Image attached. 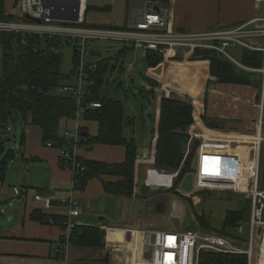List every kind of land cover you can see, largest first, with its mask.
<instances>
[{
  "label": "crops",
  "instance_id": "0c3cea01",
  "mask_svg": "<svg viewBox=\"0 0 264 264\" xmlns=\"http://www.w3.org/2000/svg\"><path fill=\"white\" fill-rule=\"evenodd\" d=\"M230 1L176 0L172 4L163 1V4L172 7L170 26L173 29L190 30L232 26L254 18H264V9L256 13L260 2L253 1L248 3V6L241 8L238 6L239 3L236 5V2ZM88 4L93 6V9L85 14L86 21L90 24L107 27L128 26L132 21V13L135 9H129L128 0H92V4L88 0ZM137 7L150 9L155 5L148 4V0H143ZM259 23L264 24L263 21ZM261 41L260 39L259 42L261 43ZM113 47V49L107 48L108 52L105 54L103 50L98 49L104 57H113L120 50L117 46ZM125 48L127 49L126 54L120 62L125 69L119 75V80L115 79L116 81L112 82L111 87L118 86L120 82L123 83L125 77L131 82V86L136 79L147 81L146 77L158 85L153 89L156 93L153 98L157 97L158 103L153 112L147 109L149 118L148 121L146 117L144 118L143 127L142 123L141 125L137 124L136 114L132 113V108L129 112L125 110L126 116L132 119L130 124L126 125V133L134 137L138 143L134 195L132 197L118 196L107 190L101 179H91L84 190L75 195L80 214L72 217V222L75 225L99 226L104 231V245L101 247L71 245L69 257L64 258L60 249V239L65 234V229L53 222L42 223L34 220L31 214L34 209L38 208L48 215L67 217L69 214L67 200L70 196L73 175L71 171L60 165L59 151L44 144L40 127L24 123L22 148L16 147V140V145L12 148L15 150L16 158L11 162L20 159L17 165L18 182L24 192L28 190L25 197L30 192L32 199L30 200L31 204L27 203L22 212L13 218L10 217V219L12 218L10 222L3 223L5 226L0 227V264H147L148 259L145 257L144 251V230L183 231L193 228L203 230L205 228L196 218V214L205 213L204 209L202 211L196 209L197 205L203 201L199 195L206 193L211 197L213 192H219V194H240L242 192L239 187L235 186V178H248L249 172L253 168L255 124L259 118L257 101H259L263 88L259 89L254 85L218 83L210 75L209 60L191 59L188 55H184L181 59L164 60L160 64L159 72L146 66L147 73L143 75L136 65L140 66L139 61L129 64H126L125 61L130 52H135V57L141 60L143 57L140 52L135 51L132 47ZM242 51L243 48L234 49V53L238 57L241 56ZM134 72H138L139 76H135ZM114 77L112 76L111 80H114ZM147 86L146 90L150 89V86ZM161 90L169 94L168 96L173 95L190 100L196 98L201 92L207 91L208 122L206 125L190 127L188 130L190 139L197 133L202 134L203 137H201L202 139H193L191 144H189L190 139L188 141L186 156L193 151V157L190 170L181 177L175 187L177 193L170 188H164L165 192L157 190L158 192L141 197L136 192L145 179L146 170L154 167L155 162L160 104L163 97ZM120 91L123 94L121 89ZM195 91L200 92L196 94ZM251 104L254 106L253 111H244V108L247 109ZM209 122L216 123L209 125ZM80 124L89 134L92 129L93 136L96 135L98 130L96 121L83 118L80 120ZM196 143H198L197 146ZM84 146L80 147L79 153L86 159L115 163L122 161L125 157V150L120 146L99 144ZM263 150L264 143L262 166L264 162ZM207 153L210 154V158L206 159L207 162L204 164V154ZM35 164L39 168H43L39 184L43 182L42 186L44 187L38 189L31 185L30 178V172ZM183 165H181V169ZM202 171L204 172L201 174ZM8 172L9 170L6 172L5 182L0 188V197L3 195L1 200L15 194L7 188V183L10 188H17L11 186L13 178L8 179L12 177ZM188 174L193 175L190 191L182 188ZM150 181H157V179L151 177ZM40 190L49 193L52 200L49 207H45L44 202L34 200V195ZM244 197H247V194ZM109 200L118 205L119 214L116 218L112 214L110 216L107 214ZM141 200H163L162 212L155 214L139 212L137 205ZM229 203L231 204L230 208H237L239 202L231 201ZM187 204L190 209L187 208ZM208 215H211V220L210 218L209 220L212 227L216 228L213 225L212 214ZM224 218L225 215L223 220ZM221 222L220 227L223 225V221ZM194 225L195 227H193Z\"/></svg>",
  "mask_w": 264,
  "mask_h": 264
},
{
  "label": "trees",
  "instance_id": "16d2710c",
  "mask_svg": "<svg viewBox=\"0 0 264 264\" xmlns=\"http://www.w3.org/2000/svg\"><path fill=\"white\" fill-rule=\"evenodd\" d=\"M18 1L13 0V7L17 5ZM91 9L93 6L87 4L85 14ZM15 18L13 13H9L6 0H0V19L12 20ZM84 24L101 26L88 23L86 18ZM178 30L187 29L178 28ZM63 44L59 39L43 40L38 35L23 36L15 33H0V45L4 48L3 57H0V180L2 184L6 179L9 162L16 158L14 149H6L4 136L8 122L14 119V113H19L26 125L40 127L42 141L47 145L50 141L60 139L61 121L66 117L73 116L78 109L77 102L72 95L63 94L59 91V87L70 81L74 74L73 68L68 72L61 71L63 59L61 49L60 51H52V47L55 46L58 49L57 46H63ZM126 50V48L120 49L118 54L113 57L103 56L99 58L96 69L89 76L91 95L86 96L84 101L97 100L102 103V106L84 111L83 118L96 121L98 130L94 136H90L88 133L82 141V145L85 146H93L94 144L120 146L125 150V157L122 161L115 163L79 157L85 169L75 177L82 190L91 179L99 178L105 187L114 194L121 197H132L136 188V161L138 157V143L134 137L126 133V125L130 124L132 119L126 116L123 101L118 102L112 98L102 97L103 88L112 86L116 81L115 79L119 80L120 72L124 71L125 67L120 62L126 54ZM75 51L76 48L73 50V66L76 64ZM183 56V52L179 51L174 59H181ZM190 58L209 60L210 75L218 83L254 85L259 89L263 88L264 75L261 71L244 69L216 51L196 49ZM144 59L147 67L157 70L164 61V56L159 51L150 50ZM238 60L248 67L262 69L264 67V51L245 48ZM114 72L118 76L116 75L114 80H111L110 74ZM146 79L151 85L153 83L156 85L149 77ZM118 87L122 91L124 90L123 83L120 82ZM140 90L142 91V88ZM147 91L155 97L154 90L147 89ZM198 92L200 91L194 93L198 94ZM201 98L198 94L196 99L191 100L173 95L163 96L161 99L154 167L172 172L181 169L184 162L179 178H177L174 187L171 188L175 193H177L175 187L178 181L190 170L193 157V151L186 156L190 139L188 130L190 127L206 125L208 122V92L205 91L202 100ZM22 138H24V133ZM197 144L195 145L197 146ZM65 161V158H60L62 168H66ZM43 191L45 190H40V192ZM227 195V199L224 196L223 198L231 200L232 196L235 197L236 194ZM239 197L241 204L239 203L237 208L226 210L223 225L218 229V233L225 235L228 233L227 229L234 230L247 221L251 199ZM31 217L42 223L53 222L62 229H66V216L48 215L36 208L32 211ZM50 218H52L51 222ZM196 218L205 229L212 228L205 213L196 214ZM64 237L65 234L62 235L60 242ZM70 244L101 247L104 245V231L99 226L76 224L70 234ZM199 264H248V259L243 254L203 250L200 253Z\"/></svg>",
  "mask_w": 264,
  "mask_h": 264
},
{
  "label": "built area",
  "instance_id": "2783aa9c",
  "mask_svg": "<svg viewBox=\"0 0 264 264\" xmlns=\"http://www.w3.org/2000/svg\"><path fill=\"white\" fill-rule=\"evenodd\" d=\"M75 1L80 3L79 17L76 21L55 17V15H73L76 9ZM87 4L88 0H85L84 6H82V0H19L16 9L13 10L16 18L12 20L0 19V33H15L23 36L38 35L43 40L59 39L64 44L66 42L73 44V47L76 48L73 77L59 87L60 92L72 95L77 102L78 109L73 114V117L77 119L76 130L74 133L65 131L63 136L60 135L59 140L47 143V147L57 149L60 157L66 159L65 169L71 171L73 175L70 196L67 200L69 214L67 215L65 237L60 242L62 255L66 259L69 257L71 248L70 234L75 225L72 222V217L80 214L75 195L82 192V189L75 175L85 169L79 160L81 157L79 150L85 138L80 120L83 119L85 110L102 106V103L97 100L84 101L86 96L91 95L89 76L96 69L100 58L89 54L90 50L99 51L94 47L97 42L106 43L108 48L117 46L118 50L119 48L132 47L135 51H139L143 58L146 57L148 51L156 50L163 54L165 61L174 59L179 51L190 56L196 49H208L216 51L244 69L261 71L264 75V67L262 69L248 67L242 64L232 52V49L235 48L264 51V24L259 23L260 21L264 22V18H254L233 26L182 31L170 26L171 6H166L162 0H148V4L158 6L159 10L146 7L135 8L132 13V21L128 26H87L84 24ZM170 4L172 3L170 2ZM25 14L31 18H26ZM260 39L263 40V44L259 42ZM57 47L58 49L55 46L52 47V51H60L62 48L61 45ZM162 92L163 96L169 95ZM257 106L259 118L255 124L253 168L249 172L248 178H235L236 187L248 188L249 186L246 191L247 197L251 199L247 236L239 238L218 232L194 229L183 231L146 229L143 233L144 251L145 253L150 250L152 252V257L148 259L147 264H199L200 253L203 250L243 254L247 256L248 264H264V185L262 184L264 84ZM201 137L203 135L197 133L190 139L189 144L193 139H202ZM208 158H210V154H204V164ZM179 175L180 169L168 172L164 169L150 167L146 170L145 180L150 186L171 189ZM151 177L156 178L157 181H150ZM0 186H3L1 180ZM19 191L14 188V195H18ZM34 200L44 202L45 207H49L52 203L47 191L36 192Z\"/></svg>",
  "mask_w": 264,
  "mask_h": 264
},
{
  "label": "rangeland",
  "instance_id": "374dc122",
  "mask_svg": "<svg viewBox=\"0 0 264 264\" xmlns=\"http://www.w3.org/2000/svg\"><path fill=\"white\" fill-rule=\"evenodd\" d=\"M91 4H92V0ZM122 1V0H120ZM143 0H128V7L129 9H133V8H137V6L139 5V3H141ZM164 1V0H162ZM258 2L259 0H231L230 2H236L239 7L244 8L246 6H248V3L250 2ZM164 2H168V3H173L176 2V0H168V1H164ZM13 0H6V5H7V9L9 11V13H13V10L16 9V6L13 7ZM235 5V6H236ZM259 8L256 9V13L261 12L264 9V0H261L260 4H259ZM263 41V40H262ZM261 41V43L263 44V42ZM95 48H99L100 50H103L104 54L107 53L108 51L106 50L108 48V45L106 43H102V42H97L94 46ZM114 47H111L109 49H113ZM73 44H67L65 43L62 48H61V52L63 54V59H62V63H61V71L63 72H68L73 68ZM112 51V50H111ZM232 52L234 53V49H232ZM3 53H4V48L2 47V45H0V57H3ZM136 53L135 52H130L128 53V55L125 58L126 64L129 63H133L134 61L137 63V61H139L140 66L138 64L137 68L139 69V71L141 72V74L144 75V73H147V70H145L146 67V63L145 60L142 58L141 60L137 59V57H135ZM234 55L236 56V54L234 53ZM238 58V56H237ZM124 70V69H123ZM122 73V71L120 72V74ZM117 73H112L110 74V77H114L116 76ZM125 77V76H123ZM144 81L146 82L144 84ZM131 82L125 77L124 82H123V86H124V90H123V94H122V101L124 104V108L126 111H130L131 108L133 109L132 113L136 114V122L137 124L142 123V127L144 124V118L146 117V120L148 121L149 115H147V109H149L151 112H153L156 108V105L158 103V99L157 97L154 99L152 94L147 91L144 87H148L147 85L150 86V89L148 90H153L154 87L153 86H158L157 84L155 85L153 83V85H151L148 80H144V79H136L135 82H133L132 86L130 84ZM131 87H130V86ZM109 87V86H108ZM111 87V86H110ZM132 88V89H131ZM140 88H142V91L140 90ZM162 91V90H161ZM205 91L200 93V96L202 97L201 100L203 99ZM160 95V94H159ZM162 95V93H161ZM160 95V96H161ZM196 99V98H195ZM258 103V101H257ZM254 106H252V104L246 108H244V111H253ZM146 121V123H147ZM145 123V124H146ZM76 126H77V119L74 118L73 116L70 117H66L64 118L61 123H60V127H59V134L63 136L65 131H69L70 133H74L76 130ZM141 127V128H142ZM0 128H1V124H0ZM25 128L24 126V122L22 121L19 113H14V119H11L7 126L6 129L4 130V136L6 138V149H12L13 147H15L16 145V140H17V146H19V148L21 149V140H22V136H23V129ZM93 130H90V135L93 136ZM263 133H264V126H263ZM86 147V146H84ZM263 154H264V150H263ZM20 159L15 160L14 162H9L8 164V174L10 173V175H12V177H9L8 179L10 180L11 178H13V182H11V186L12 187H17L20 191L21 189V184H19L18 182V173H17V165L19 164ZM42 167H38V165H34V167L32 168L30 174H31V185L35 186L34 188L38 189V188H42L44 186H42L41 182L39 184L40 178L42 176L41 173L43 170ZM7 170V171H8ZM7 188L11 189L12 193H14V188H10V186L7 183ZM249 189L246 187H240V190L242 192H240V194H236V193H232V195H234L235 197L232 196L231 201H240L241 198L239 196H242L243 198H247L244 197V195L246 194V191ZM158 191L161 192H165L166 189L164 188H160ZM156 191V192H158ZM1 192V190H0ZM239 195V196H238ZM12 196H15L14 194H12ZM203 201L202 203H200L199 205H197L196 209L199 211H202L203 209L205 210V214L208 218H210L211 220V215H208L209 213L212 214V219H213V225L216 228H219L221 225V221H223V217L225 215V211L227 210V208L231 207V204L229 202V200H226L228 195L227 194H219V192H213V195L211 197L208 196V194L203 193L201 195H199ZM223 196L226 198L224 199ZM238 198V199H236ZM3 199V195L0 197V200ZM32 199V195L28 194V196L25 197L24 200H14L12 202H10L7 205H0V227L5 226V224L3 225V223L6 222H10V220L19 214V212H22L23 209L27 206V203L30 202V200ZM236 199V200H235ZM117 200V199H116ZM118 201V200H117ZM240 203V202H239ZM238 203V205H239ZM31 204V202H30ZM241 204V203H240ZM187 208L190 209V206L187 204L186 205ZM82 208H83V204H82ZM119 209H118V205L115 202H112L111 200L108 201L107 204V214L110 216L111 214L116 218L119 214ZM10 217H12L10 219ZM195 227V225L193 226ZM212 227V225H211ZM214 227H212L211 229H198V228H193L194 230H201V231H213V232H217L218 229H216ZM221 228V227H220ZM219 228V229H220ZM228 233H226L225 235L228 236H237L239 238H245L247 236V232H248V224L247 222H243L239 227H236L233 229H227ZM145 257L147 259H151L152 257V252L151 250L147 253H145Z\"/></svg>",
  "mask_w": 264,
  "mask_h": 264
},
{
  "label": "water",
  "instance_id": "95a60500",
  "mask_svg": "<svg viewBox=\"0 0 264 264\" xmlns=\"http://www.w3.org/2000/svg\"><path fill=\"white\" fill-rule=\"evenodd\" d=\"M75 3H76V9H75V13L73 15H68V16L55 15V17L59 18V19L69 20V21H76L79 17L80 3H79V1H75ZM154 10L158 11L159 7L155 6ZM25 17L31 18L28 14H25ZM37 21H40V20H37ZM89 54L91 56H97V57L103 56L102 52L97 51V50H90ZM159 70H160V68L157 69L156 71L159 72ZM134 74H135V76H139L138 72H134ZM102 97L106 98V99L112 98L114 101H118V102L122 101V93H121L118 86L103 88ZM214 123H216V122H209V125L214 124ZM87 134H88L87 131H83L84 136H86ZM192 183H193V175L188 174L185 177V180L182 184V188L190 191L192 189ZM262 184L264 185V162H263V166H262ZM107 190H110V189L107 188ZM157 190H159L157 186H150L148 184V182L144 179L141 182L140 188L138 189L136 194L141 196V197L142 196H148V195L152 194L153 192H156ZM24 199H25V192H24V190H21V191H19L18 195L11 196L9 198H6L5 200H1L0 204L1 205H7L14 200H24ZM163 203H164L163 200H159V201L141 200L137 205V209L139 212H142V213H154V214L155 213H161L162 212V206H164Z\"/></svg>",
  "mask_w": 264,
  "mask_h": 264
},
{
  "label": "bare ground",
  "instance_id": "6f19581e",
  "mask_svg": "<svg viewBox=\"0 0 264 264\" xmlns=\"http://www.w3.org/2000/svg\"><path fill=\"white\" fill-rule=\"evenodd\" d=\"M81 2V1H80ZM85 0H82V6H84Z\"/></svg>",
  "mask_w": 264,
  "mask_h": 264
}]
</instances>
